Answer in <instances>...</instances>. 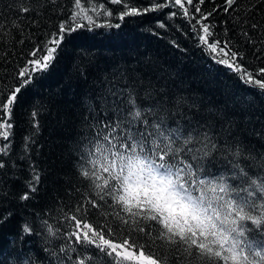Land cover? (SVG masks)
Returning a JSON list of instances; mask_svg holds the SVG:
<instances>
[{
    "label": "trees",
    "instance_id": "16d2710c",
    "mask_svg": "<svg viewBox=\"0 0 264 264\" xmlns=\"http://www.w3.org/2000/svg\"><path fill=\"white\" fill-rule=\"evenodd\" d=\"M139 255L264 264V0H0V264Z\"/></svg>",
    "mask_w": 264,
    "mask_h": 264
},
{
    "label": "rangeland",
    "instance_id": "374dc122",
    "mask_svg": "<svg viewBox=\"0 0 264 264\" xmlns=\"http://www.w3.org/2000/svg\"><path fill=\"white\" fill-rule=\"evenodd\" d=\"M164 178L165 175H162L156 169L142 168L134 174L132 185L134 187H145L154 193L163 205L176 207L179 205L177 195L170 189ZM134 259L139 264H156L153 260L143 255L134 256Z\"/></svg>",
    "mask_w": 264,
    "mask_h": 264
}]
</instances>
